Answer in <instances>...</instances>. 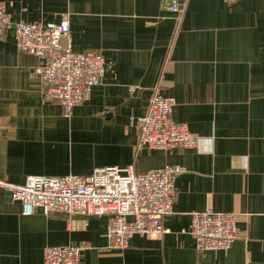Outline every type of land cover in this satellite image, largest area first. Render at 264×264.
<instances>
[{"label": "crops", "instance_id": "0c3cea01", "mask_svg": "<svg viewBox=\"0 0 264 264\" xmlns=\"http://www.w3.org/2000/svg\"><path fill=\"white\" fill-rule=\"evenodd\" d=\"M0 1L13 22L67 19L72 50L105 62L90 98L66 115L43 99L39 59L17 50L11 30L0 38V180L182 168L166 233L135 235L124 250L105 249L106 216H25L0 188V264H42L45 247L66 244L85 245L82 264H264V0H181L179 14L163 0ZM156 90L174 97L172 118L194 148L137 150L130 119ZM207 209L237 216L228 250L200 252L182 233Z\"/></svg>", "mask_w": 264, "mask_h": 264}, {"label": "built area", "instance_id": "2783aa9c", "mask_svg": "<svg viewBox=\"0 0 264 264\" xmlns=\"http://www.w3.org/2000/svg\"><path fill=\"white\" fill-rule=\"evenodd\" d=\"M173 13H180L181 0H163ZM232 3L233 0H227ZM12 31L17 50L39 59L34 73L44 83L43 99L57 103L68 115L90 98L91 89L100 83L105 62L97 51L74 52L70 23L13 22L0 1V38ZM65 40V44H62ZM175 99L156 90L146 113L130 119L137 131V150L170 151L194 148L197 137L187 124L172 118ZM182 168L170 165L138 173L131 167L102 166L89 175L64 177L29 176L24 185L0 180L8 198L21 205V214L35 209L47 216L51 212L68 215L106 216V250H124L135 235L152 238L166 233L162 220L172 213L176 198L175 182ZM130 219V220H129ZM237 216L210 209L190 213L188 229L196 249L228 250L238 238ZM85 245L48 246L42 264H82Z\"/></svg>", "mask_w": 264, "mask_h": 264}]
</instances>
